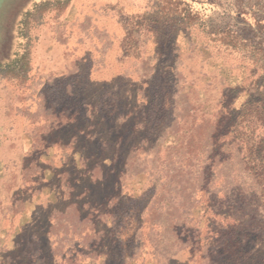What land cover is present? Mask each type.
Returning a JSON list of instances; mask_svg holds the SVG:
<instances>
[{
	"label": "rangeland",
	"instance_id": "1",
	"mask_svg": "<svg viewBox=\"0 0 264 264\" xmlns=\"http://www.w3.org/2000/svg\"><path fill=\"white\" fill-rule=\"evenodd\" d=\"M235 248L264 264V0H9L0 264Z\"/></svg>",
	"mask_w": 264,
	"mask_h": 264
},
{
	"label": "crops",
	"instance_id": "2",
	"mask_svg": "<svg viewBox=\"0 0 264 264\" xmlns=\"http://www.w3.org/2000/svg\"><path fill=\"white\" fill-rule=\"evenodd\" d=\"M33 198V199H32ZM35 199V200H34ZM31 205L34 207V210L31 211V213L29 214L30 216V222L28 224H37L38 222V219L41 217V209L40 208V205L42 204V201H40V197H31ZM49 200V199H48ZM47 200V201H48ZM44 201V200H43ZM45 201H46V198H45ZM29 218V217H28ZM4 222H5V225H6V230L7 231V223H8V217L7 215L5 216V219H4ZM28 222V221H27ZM27 222H25V224L27 225ZM175 259L172 258V259H169V262L168 264H174L175 262Z\"/></svg>",
	"mask_w": 264,
	"mask_h": 264
},
{
	"label": "trees",
	"instance_id": "3",
	"mask_svg": "<svg viewBox=\"0 0 264 264\" xmlns=\"http://www.w3.org/2000/svg\"><path fill=\"white\" fill-rule=\"evenodd\" d=\"M182 14H183V17L182 18H184L185 14H187V11L186 10H182ZM188 16H189V13H188ZM250 249H253V248H249V250ZM235 250L240 254L239 256H240V259L242 260V258H244L243 252L240 249H238V248H235ZM246 256H248V255H246ZM251 256H252L251 258H253V259L254 258H257V259L261 258L260 252L258 254H254V255H251ZM235 257L238 258V256H235ZM262 258L264 259V256ZM242 264H255V262L249 263L244 258L243 261H242Z\"/></svg>",
	"mask_w": 264,
	"mask_h": 264
},
{
	"label": "flooded vegetation",
	"instance_id": "4",
	"mask_svg": "<svg viewBox=\"0 0 264 264\" xmlns=\"http://www.w3.org/2000/svg\"><path fill=\"white\" fill-rule=\"evenodd\" d=\"M12 1H14V0H10V2H12ZM8 2H9V0H6V2H5V4H4V7H5L6 4H8ZM3 9H4V8H3ZM2 14H3V10H2V12H1V14H0V34H1V19H2Z\"/></svg>",
	"mask_w": 264,
	"mask_h": 264
},
{
	"label": "water",
	"instance_id": "5",
	"mask_svg": "<svg viewBox=\"0 0 264 264\" xmlns=\"http://www.w3.org/2000/svg\"><path fill=\"white\" fill-rule=\"evenodd\" d=\"M5 2H6V0H0V14H1V11L3 10V8H4Z\"/></svg>",
	"mask_w": 264,
	"mask_h": 264
}]
</instances>
